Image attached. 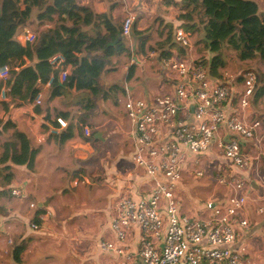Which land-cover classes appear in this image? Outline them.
Wrapping results in <instances>:
<instances>
[{
	"label": "crops",
	"instance_id": "1",
	"mask_svg": "<svg viewBox=\"0 0 264 264\" xmlns=\"http://www.w3.org/2000/svg\"><path fill=\"white\" fill-rule=\"evenodd\" d=\"M99 5H94L98 13L110 12L114 18L115 10L106 8V5L98 8ZM36 14L34 10L24 26L31 32L39 30ZM161 18L165 19L162 16ZM170 20L168 18L166 21ZM135 60L138 67L145 63L134 57L133 61ZM154 61L159 67L158 77L100 78L101 86V82L112 84L118 79L119 88L113 87L117 90L115 104L119 103V108L123 105L125 122L120 119L118 122L115 118L101 122L89 113H81L74 109L73 105L76 104L72 103L73 98L69 99L67 94L47 100V84L42 86L39 93L41 102L37 105L38 111H35L36 107L32 106V102H16L9 106L6 114L0 106V118H10L16 128L27 135L33 146L41 148L35 158L33 170L29 171L25 167L14 168L12 183L5 190L0 187V264H110L121 261V257L101 252L97 246L101 242H116L110 224L115 204L120 198H149L152 193V179L132 162L135 145L130 135L133 127L126 115L124 104L129 98L142 99L172 92L171 77L165 75L157 60ZM25 64L28 65L29 62ZM79 73H83L82 68ZM224 75V71L222 73L220 70V78L210 80L212 85H231L229 101L224 106L225 114L228 117H237L247 124L260 121L264 115V94L253 92L248 98V106L242 108L240 100L244 95V77ZM59 113L68 115L65 119L67 128L71 123L74 126L73 137L63 142L49 136L50 128L56 126L54 118ZM46 115L50 121L44 118ZM80 115L88 116L90 124H85L84 127L90 129V138L94 133L92 140L84 136L83 130L76 128L75 124ZM261 121L264 126V117ZM230 138L239 140L242 153L252 158L247 170H238L224 158L218 148V141L225 142ZM261 151H264V132L257 134L252 140H243L229 133L224 126L219 127L209 150L200 154L201 156L191 157L182 172L181 180L183 176L188 178L193 174L203 180L193 188L187 183L183 185V181L179 183V213L196 221L208 220L210 211H204L203 207L205 208L207 202L219 206L226 200L232 193L228 185L230 178L243 179L245 191L249 195L258 199L264 198V159L256 158ZM218 177L223 178L225 184H220ZM210 178H215V183L209 184ZM76 181L77 185L74 186ZM216 186L218 187L214 190ZM12 189L19 190L21 197L12 196ZM190 189L204 196L202 205L198 206L193 196H189ZM29 204H35L36 210L29 209ZM246 212L249 228L236 232L230 248L239 250L244 247L247 250L246 257L261 262L264 261V214L257 217L251 204L247 205ZM37 218L39 227L32 229L30 225ZM21 241L26 242V249L20 256V262L16 263L13 248ZM123 244L125 251L133 255L128 264H140V228L137 225L126 232Z\"/></svg>",
	"mask_w": 264,
	"mask_h": 264
},
{
	"label": "built area",
	"instance_id": "2",
	"mask_svg": "<svg viewBox=\"0 0 264 264\" xmlns=\"http://www.w3.org/2000/svg\"><path fill=\"white\" fill-rule=\"evenodd\" d=\"M134 21L133 13L126 11L122 21L123 36L129 37ZM14 40L25 47L35 43L36 35L23 28L15 34ZM174 40L181 47L190 48L183 28L175 30ZM148 52V58H157L156 52ZM48 64L61 83L71 74V65L60 53L51 56ZM159 64L165 75L171 77L172 92L142 99L129 98L124 104L133 127L130 135L135 145L132 162L152 179V193L149 198L122 197L117 201L110 224L116 242H101L98 249L121 257V261L110 264L130 263L133 255L125 251L123 243L126 232L137 225L140 228L138 257L141 264H264V261L246 257L244 247L239 250L230 248L236 232L249 228L247 205H253L257 217L264 214V198L249 195L243 179H229L232 193L219 206H214L212 202L205 204L206 210L210 211L208 220L196 221L181 215L177 199L178 186L187 163L191 157L209 150L219 127L224 126L240 139L252 140L264 132L262 122L256 120L247 124L237 117H228L224 106L229 101L231 85H212L199 63L173 56ZM11 66L19 69L21 64L11 60ZM9 71V66L0 68V81L7 79ZM243 77L244 95L240 106L246 108L256 77L251 71ZM0 98L4 99V88L0 89ZM40 102L38 94L32 106ZM55 123L56 126L49 130L51 137H58L67 128L62 118L57 117ZM83 132L84 136H90L89 128L84 127ZM218 148L238 170L249 168L252 158L242 153L236 138L218 141ZM256 158L264 159V151ZM218 180L220 184L226 182L221 177ZM10 193L15 198L21 197L17 189H12ZM29 209L36 210V205L29 204ZM30 227L38 229L39 225L32 222Z\"/></svg>",
	"mask_w": 264,
	"mask_h": 264
},
{
	"label": "trees",
	"instance_id": "3",
	"mask_svg": "<svg viewBox=\"0 0 264 264\" xmlns=\"http://www.w3.org/2000/svg\"><path fill=\"white\" fill-rule=\"evenodd\" d=\"M161 3L167 8L172 6L177 12L169 13L173 20L159 25L157 62L173 56L185 58L187 49L174 40L175 30L181 27L188 38L196 36L197 43L202 44L201 53L205 56L196 63L211 79L220 78V70L226 65L225 51L233 52L241 62L258 60L264 66V10L258 11L257 3L251 0H162ZM34 10L39 27L36 41L23 47L14 36L24 28ZM165 11L170 12V9ZM111 19L110 12H94L77 0H0V68L10 67L7 79L0 81V89L4 88V99H0L4 113L16 102L30 104L46 84L49 86L47 100L67 94L79 98L74 103L86 111L95 108V99L109 100L113 88L101 86L100 78L111 70L112 58L132 57L125 41L127 37L122 33V21L114 26ZM130 35L136 42V56L143 55L150 41L148 29L138 28L135 21ZM57 53L72 67L63 83L48 64V59ZM11 60L19 62L22 68L14 70ZM255 84V93L263 95L264 73L256 74ZM35 107L38 111L39 106ZM57 117L65 120L68 115L59 113ZM87 117L77 118L78 130L90 124ZM44 118L50 121L47 115ZM73 129L71 123L56 138L62 142L71 139ZM5 134H9L8 137L0 142V187L4 190L13 181L14 168L33 170L41 149L33 146L10 118H0V138ZM34 223L39 225L38 218ZM25 249L23 241L13 248L16 263L20 262Z\"/></svg>",
	"mask_w": 264,
	"mask_h": 264
},
{
	"label": "rangeland",
	"instance_id": "4",
	"mask_svg": "<svg viewBox=\"0 0 264 264\" xmlns=\"http://www.w3.org/2000/svg\"><path fill=\"white\" fill-rule=\"evenodd\" d=\"M78 1L83 6L92 9L94 12L98 11L94 6L97 4H100L98 8L104 7V5H106L107 6L106 8H111L115 10L116 12H114V18L111 19V23L114 26H118L119 22L123 21L126 11H131L134 15L135 21L137 23V27L141 29H148V35L150 36V41L147 44L145 53L140 57L136 56V54L133 55V53H136V42L133 39V37L130 35L129 37H127V39H125V41L127 46H129V48L132 51L131 52L132 57L119 58L116 56L112 58L111 70L105 72L102 75V77H158L159 67L154 61L156 57L148 58V56L146 55L147 53L146 51L153 50L154 52H156V54H158L157 44L158 42H160L161 39L159 37V30H158L159 25L161 24V22L165 23V21L168 20V18L173 20L174 18L171 15H169V13L171 14L176 13L177 9H174L172 6L169 8L165 7L163 3H161L162 0H125L123 2L122 1L119 2L118 0L115 3H111L108 0H95L97 3H95L93 0H77V2ZM253 1L257 3L260 11L264 10V0H253ZM165 9H170V12L169 11L166 12ZM161 16L165 19H162ZM33 31H34L33 33L36 35L37 32H35V30ZM166 32L167 31H165V34ZM189 41H190L189 42L190 48L187 49V52L185 53L186 55L185 58L195 62L199 61V59L205 56L204 53H201L203 51L202 44L197 43L196 36L190 37ZM134 57L137 58V60L139 59L145 63L142 64L141 67H138L139 65L135 64L136 60L133 61ZM224 58L226 59L225 61L226 67L224 66L225 68V69L223 68L224 70L221 69L222 73L224 71L225 74L224 77H234V78L243 77V75L248 71L253 72L255 77L257 73H264V66L258 60L241 62L237 59L236 55L230 51L224 52ZM150 79L153 80V78ZM104 83L101 82L103 87H105L106 89H110V88L112 89L113 87L119 88L118 79H116V81L113 82L116 83L115 85H113V83L110 84L109 82H104ZM116 91L117 90L115 88L112 89V92H110L111 95L110 99L107 101L101 99H95V108L92 111L83 110V108H80L77 105H73L75 106L74 109L81 113L83 112L89 113V115L95 116V118H99L101 122H103V120L107 121L113 118H115L116 121L118 122L119 119L125 122L124 115L122 112L123 105L122 107L119 108V103H117L118 106L114 103V100L116 99L115 95L117 94ZM253 92L255 94V87L253 89ZM69 99H71V97ZM77 99L73 98L72 103L75 104L74 102ZM63 102L67 103L68 101H63ZM262 104H264V100H262ZM263 117L264 115L261 118L263 119ZM262 119H260V121ZM4 139L6 138L1 137L0 142L3 141ZM202 180H203L202 177H198L195 174H193V175H189L188 178H185V176H183V180H181L180 183L183 181V185L187 183L190 188H193V186H196L197 183ZM212 182L215 183V178H210L209 184H211ZM212 186H214V184ZM217 187L218 186H216L214 190H216ZM190 192L191 193L189 194V196H193L194 200L198 202L197 203L198 206L202 205L204 196L203 195L201 196L196 191L194 192L193 189H190ZM222 193L220 195H222ZM193 209H195V207ZM201 209L202 207H200V210ZM203 210L208 211L204 207Z\"/></svg>",
	"mask_w": 264,
	"mask_h": 264
},
{
	"label": "water",
	"instance_id": "5",
	"mask_svg": "<svg viewBox=\"0 0 264 264\" xmlns=\"http://www.w3.org/2000/svg\"><path fill=\"white\" fill-rule=\"evenodd\" d=\"M251 1H253V0H251ZM254 2V1H253ZM258 11H260V9L258 10ZM139 261H140V264H141V259L139 258Z\"/></svg>",
	"mask_w": 264,
	"mask_h": 264
}]
</instances>
